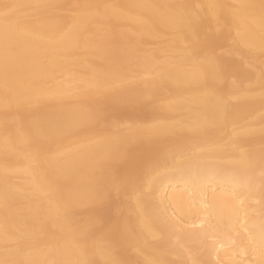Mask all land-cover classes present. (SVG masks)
I'll list each match as a JSON object with an SVG mask.
<instances>
[{
    "label": "bare ground",
    "instance_id": "bare-ground-1",
    "mask_svg": "<svg viewBox=\"0 0 264 264\" xmlns=\"http://www.w3.org/2000/svg\"><path fill=\"white\" fill-rule=\"evenodd\" d=\"M190 261L264 264V0L0 1V264Z\"/></svg>",
    "mask_w": 264,
    "mask_h": 264
},
{
    "label": "rangeland",
    "instance_id": "rangeland-1",
    "mask_svg": "<svg viewBox=\"0 0 264 264\" xmlns=\"http://www.w3.org/2000/svg\"><path fill=\"white\" fill-rule=\"evenodd\" d=\"M1 2H3V3H7L8 1H10V0H0ZM154 43V42H153ZM156 44H158V43H156ZM156 44H149L147 47H148V49L150 50L149 52H151L152 51V53H153V51L155 50V52H157V46H156ZM159 45V44H158ZM155 46V47H154ZM160 46V45H159ZM147 49V50H148ZM160 57H161V55H159ZM263 58V57H262ZM63 80V77H61V76H58L57 75V78H56V81H62ZM24 177V176H23ZM21 175H11V180L13 181V183H19V182H23L24 181V179L25 178H23ZM177 188H179V185H178V187ZM253 203H255V202H253ZM252 203V204H253ZM11 243H13L14 244V242H11ZM11 243H10V246L9 247H11ZM13 247L15 246V245H12ZM188 255H190V254H188ZM188 255H186L185 256V258H190V256H188ZM173 260H178V258L176 257V256H172L171 257ZM180 259V258H179ZM191 262V261H190ZM189 262V264H192V262L190 263Z\"/></svg>",
    "mask_w": 264,
    "mask_h": 264
}]
</instances>
